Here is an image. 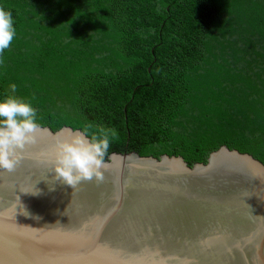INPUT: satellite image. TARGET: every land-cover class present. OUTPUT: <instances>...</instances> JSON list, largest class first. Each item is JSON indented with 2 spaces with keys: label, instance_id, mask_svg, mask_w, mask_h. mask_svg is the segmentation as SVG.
I'll use <instances>...</instances> for the list:
<instances>
[{
  "label": "trees",
  "instance_id": "16d2710c",
  "mask_svg": "<svg viewBox=\"0 0 264 264\" xmlns=\"http://www.w3.org/2000/svg\"><path fill=\"white\" fill-rule=\"evenodd\" d=\"M16 35L0 96L38 125L116 130L112 152L264 162V0H0ZM107 159V158H106Z\"/></svg>",
  "mask_w": 264,
  "mask_h": 264
},
{
  "label": "water",
  "instance_id": "95a60500",
  "mask_svg": "<svg viewBox=\"0 0 264 264\" xmlns=\"http://www.w3.org/2000/svg\"><path fill=\"white\" fill-rule=\"evenodd\" d=\"M39 125L0 169V264H264V162L222 145L208 161L112 152L104 180L75 188Z\"/></svg>",
  "mask_w": 264,
  "mask_h": 264
},
{
  "label": "clouds",
  "instance_id": "9594fccd",
  "mask_svg": "<svg viewBox=\"0 0 264 264\" xmlns=\"http://www.w3.org/2000/svg\"><path fill=\"white\" fill-rule=\"evenodd\" d=\"M15 35L12 12L0 7V54L9 48ZM8 91V95L0 96V169L13 171L21 150L35 142L39 125L37 109L30 100L16 95L17 85L10 83ZM91 129L92 125L65 128L57 135L50 163L61 183L75 188L82 181L104 180L110 166L109 148L117 133L103 126Z\"/></svg>",
  "mask_w": 264,
  "mask_h": 264
}]
</instances>
